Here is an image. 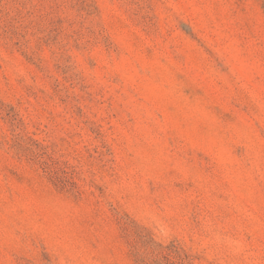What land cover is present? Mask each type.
Here are the masks:
<instances>
[{
	"label": "rangeland",
	"instance_id": "1",
	"mask_svg": "<svg viewBox=\"0 0 264 264\" xmlns=\"http://www.w3.org/2000/svg\"><path fill=\"white\" fill-rule=\"evenodd\" d=\"M0 264H264V0H0Z\"/></svg>",
	"mask_w": 264,
	"mask_h": 264
}]
</instances>
